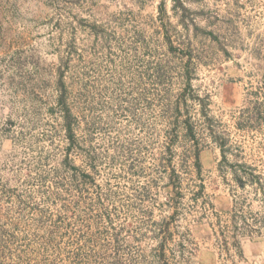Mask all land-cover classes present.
<instances>
[{
  "label": "rangeland",
  "instance_id": "374dc122",
  "mask_svg": "<svg viewBox=\"0 0 264 264\" xmlns=\"http://www.w3.org/2000/svg\"><path fill=\"white\" fill-rule=\"evenodd\" d=\"M263 195L264 0H0V264H264Z\"/></svg>",
  "mask_w": 264,
  "mask_h": 264
},
{
  "label": "trees",
  "instance_id": "16d2710c",
  "mask_svg": "<svg viewBox=\"0 0 264 264\" xmlns=\"http://www.w3.org/2000/svg\"><path fill=\"white\" fill-rule=\"evenodd\" d=\"M64 108V107H63ZM257 113L255 115V117L251 118L249 117L248 115L246 116L245 115V111L241 112L242 115L240 116V122L237 123L236 125V128L237 129H244L245 127L246 128H250L251 125L249 124L250 120L253 119V123H258L259 122H262L263 120V116H262V111H260L259 109H257ZM63 113H64V128L67 132V135H68V139H69V142L70 144L72 143L73 141V135H72V125L70 123V121H68V115H69V111L64 108L63 109ZM186 134L187 136L191 139V140H195V135L192 131V128L188 125H186ZM210 136L214 139V141L216 142V144L218 145L219 149H220V155H221V159H220V163H219V167H220V170H222V166H224L225 168V172L227 170V172L230 173L231 175V178L232 180L235 182V184L239 187V188H242L244 189V187L246 185H257L258 186V189L261 191L263 188H262V184H261V178L259 175H255L254 174V171L252 168L250 167H247L245 164H238V163H235V164H230L228 163V159H227V152L230 154V156H232V154L229 152V149H227L225 146H226V141L224 139H221L219 137H215L212 133L210 132L209 133ZM196 148V147H194ZM170 150V148H169ZM169 153L171 154V152L169 151ZM233 157V156H232ZM236 157V155H235ZM192 158H193V166H194V169H195V172L196 174L198 175L200 173V164H199V157H198V151L196 149H194L193 151V154H192ZM173 180V178H172ZM264 196V195H263ZM262 203H263V206H264V200H262ZM244 227H247L245 222H243L242 224ZM235 231L238 232L239 229L234 227ZM246 229V228H245ZM247 234H252V232L256 233V234H260V233H257V231H246ZM52 234V232L50 231L47 238L48 240L46 241L47 243H51L52 242V239L50 238V235ZM235 237H233V241L231 243V245L234 247L235 249V252L238 256H241L242 252H241V249L238 245V241L235 239ZM165 244V238L163 240L160 241V248Z\"/></svg>",
  "mask_w": 264,
  "mask_h": 264
}]
</instances>
